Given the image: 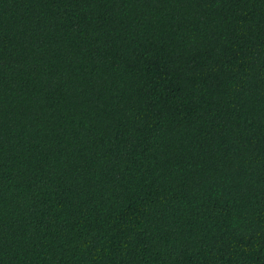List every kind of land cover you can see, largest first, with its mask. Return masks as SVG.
Masks as SVG:
<instances>
[{
    "label": "trees",
    "instance_id": "1",
    "mask_svg": "<svg viewBox=\"0 0 264 264\" xmlns=\"http://www.w3.org/2000/svg\"><path fill=\"white\" fill-rule=\"evenodd\" d=\"M0 264H264V0H0Z\"/></svg>",
    "mask_w": 264,
    "mask_h": 264
}]
</instances>
